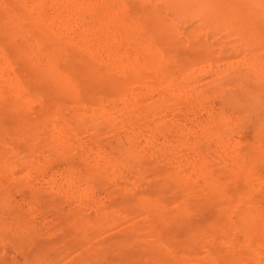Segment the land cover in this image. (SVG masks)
<instances>
[{"label":"bare ground","instance_id":"obj_1","mask_svg":"<svg viewBox=\"0 0 264 264\" xmlns=\"http://www.w3.org/2000/svg\"><path fill=\"white\" fill-rule=\"evenodd\" d=\"M0 245L264 264V0H0Z\"/></svg>","mask_w":264,"mask_h":264},{"label":"rangeland","instance_id":"obj_2","mask_svg":"<svg viewBox=\"0 0 264 264\" xmlns=\"http://www.w3.org/2000/svg\"><path fill=\"white\" fill-rule=\"evenodd\" d=\"M15 258L21 260V256L14 257L13 248L11 246L2 247L0 245V264H13Z\"/></svg>","mask_w":264,"mask_h":264}]
</instances>
